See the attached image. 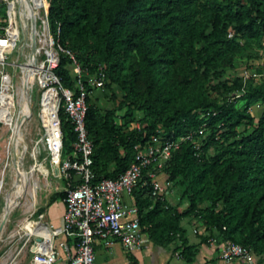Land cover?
Returning a JSON list of instances; mask_svg holds the SVG:
<instances>
[{
	"label": "trees",
	"instance_id": "obj_1",
	"mask_svg": "<svg viewBox=\"0 0 264 264\" xmlns=\"http://www.w3.org/2000/svg\"><path fill=\"white\" fill-rule=\"evenodd\" d=\"M44 1L59 46L85 75L100 71L102 87L122 92V101L104 110L85 98L93 181L121 174L133 147L156 130L175 139L202 128L198 147L181 141L162 168L185 208L152 196L147 185L132 191L140 231L158 246L177 240L188 261L193 249L180 221L191 217L206 237L238 243L264 264V77H223L245 48H264V0ZM70 62L59 53L53 68L63 87L74 83ZM254 104L256 118L248 112ZM58 117L64 158L75 134L61 111Z\"/></svg>",
	"mask_w": 264,
	"mask_h": 264
},
{
	"label": "built area",
	"instance_id": "obj_2",
	"mask_svg": "<svg viewBox=\"0 0 264 264\" xmlns=\"http://www.w3.org/2000/svg\"><path fill=\"white\" fill-rule=\"evenodd\" d=\"M0 2L6 16L4 25L0 28V123L2 124L1 111L6 106L7 112L14 116V104L17 105L12 75L5 66L8 64L6 55L11 53L19 40L17 21H20L22 11L18 0H0ZM35 2L36 8L32 7L33 29L36 31L34 46L38 50L35 54L34 77L42 76L40 83L34 84L41 88L37 111L43 132L40 143L46 154L43 160L47 162L52 175L62 182L60 192L63 193L61 201L64 209L59 226L45 224L41 222L39 216L28 220L34 224L32 229L27 228V244H24L30 253L28 264H54L59 250L63 251L67 264H94V245L97 242L103 246L118 242L126 250L139 244L141 231L137 209L131 197L132 191L138 185H147L152 196L165 197L169 193L170 182L164 177L162 168L169 159L171 151L184 140H188L197 148L195 133L202 135L203 129L200 128L196 132H189L175 139H162L158 135L160 130H156L157 134L150 135L141 146L133 147L135 150L133 160L121 174L113 179L102 178L94 182L89 158L92 143L87 138L84 127L85 98L90 93V88H102L103 73L99 71L95 76H87L82 72L72 54L57 43L58 29L54 35L50 32L45 1L35 0ZM36 20H38V28L35 25ZM27 26L30 36V24L28 23ZM13 28L16 29V34L13 33ZM39 51H42L44 58L37 62ZM47 52L53 54L52 60L47 59ZM59 53L67 55L71 60L69 68L74 79L72 87H63L53 73ZM240 77L242 80L249 77L262 78L264 67L258 73L243 70ZM85 82L89 88L84 86ZM44 93H52L51 110L44 116L46 123L42 120L41 97ZM8 94L12 99L10 104H8ZM59 111L70 121L75 134L71 152L64 158H60ZM51 135L56 140L52 143L49 141ZM148 166L151 168L147 169ZM143 175L146 176L147 182L143 180ZM208 242L217 248V256L223 262L240 261L242 264H256L254 254L238 243L229 240L217 241L214 237L208 238Z\"/></svg>",
	"mask_w": 264,
	"mask_h": 264
},
{
	"label": "rangeland",
	"instance_id": "obj_3",
	"mask_svg": "<svg viewBox=\"0 0 264 264\" xmlns=\"http://www.w3.org/2000/svg\"><path fill=\"white\" fill-rule=\"evenodd\" d=\"M29 5L30 3L28 6ZM24 13L25 12L22 11V14ZM3 18L4 21L2 23L4 25L6 18L4 10ZM17 22L19 26V40L16 42L15 48L11 53L6 55V62L8 64L5 68L12 75L13 91L17 96L16 101L18 105L21 77L25 71V65L31 64L32 61L33 67L35 68V59L28 57L31 50V43L28 33L29 26H27L25 30L21 28V26L23 27L26 24L24 15L20 16V21L18 20ZM35 25L38 28V20H36ZM43 58L44 54L42 51H39L37 62ZM263 67L264 48H256L255 46L247 47L242 53L235 57L233 67L230 69L226 68L223 71V77L241 76L243 70L251 72ZM30 92L31 103L29 112L20 124L22 142L21 145L18 146V155L20 157L22 168L25 171L27 170L26 172H28L30 168H32V170L30 173L28 172L27 186L18 198L17 205L9 212L3 231L0 235V264H6V261L1 256L4 254V251L8 246L12 245L15 249H19L21 246L27 244V228H29L32 223L28 220L39 215L44 202L54 198L56 193L60 192L62 186V182L52 175L47 162L43 160L46 154L43 150V146L38 142L43 135L42 126L37 117L41 88L37 85H33ZM88 97L98 108L104 110L110 109L117 103H120L122 101V92L114 84H108V87L93 88L88 94ZM17 105L14 104V116H11L9 113L5 114L3 117V124L0 123V187L2 186L0 189V215L5 201L4 198L7 193L12 191V183L16 177H18L17 172L14 171L16 163L12 164L9 155L12 127L18 118L20 111V107H17ZM259 111L260 106L257 104H254L248 109V112L254 118L258 116ZM120 112L121 111L118 110V112L115 113L116 120L118 119L119 121ZM133 116L137 119L140 116V113L134 112ZM135 124L136 123L133 125ZM37 142L39 144H37ZM34 148L37 149L38 153L36 154L35 159L32 157ZM211 152L212 150L209 149L208 153ZM62 156L60 150V158H62ZM164 177L166 178V176ZM33 189L35 190L34 198L31 196ZM180 190L179 187L172 186L169 188L168 193V202L173 205L176 204L178 210L185 208L186 204L185 199L180 198ZM30 213H32L31 216Z\"/></svg>",
	"mask_w": 264,
	"mask_h": 264
},
{
	"label": "crops",
	"instance_id": "obj_4",
	"mask_svg": "<svg viewBox=\"0 0 264 264\" xmlns=\"http://www.w3.org/2000/svg\"><path fill=\"white\" fill-rule=\"evenodd\" d=\"M3 6L0 2V28L3 26ZM9 143V142H8ZM8 146V145H7ZM169 194L165 195L168 200ZM169 201V200H168ZM61 198H51L44 202L39 213L41 222L59 226L63 214ZM180 226L186 245L192 246V253L188 261H185L180 253L177 240H173L165 246L151 243L147 234L141 231L140 242L130 250L123 249L118 242L109 246H103L100 242L94 245V264H242L240 261L223 262L217 254V248L208 242L207 230L203 225L191 217L181 219ZM69 246V242H67ZM6 264H28L30 253L26 246L20 249L8 246L1 256ZM54 264H67L62 250Z\"/></svg>",
	"mask_w": 264,
	"mask_h": 264
},
{
	"label": "bare ground",
	"instance_id": "obj_5",
	"mask_svg": "<svg viewBox=\"0 0 264 264\" xmlns=\"http://www.w3.org/2000/svg\"><path fill=\"white\" fill-rule=\"evenodd\" d=\"M18 2H19L20 10L25 12L24 14H22V12H21L22 15L20 14V16L24 15V17H25L26 24L22 27V29L25 30V28L27 27V24L28 23L30 24V22L33 23V21H34V17H33L34 13L32 11V7L36 8V6H35L36 2H35V0H18ZM29 3H30V5L28 6ZM12 31L14 34H16L15 28H13ZM35 36H36V31L33 29V27H31L29 39L31 37H35ZM37 50H38V48L36 46H34V48L30 51L28 57L35 59V54L37 53ZM47 57H48L47 58L48 60H52L53 54L50 52H47ZM35 70H36V68L33 67V64L31 61V64L25 65V71L21 77V89L19 91V97H18V106L20 107V111H19L18 118L16 119V121L12 127L13 146L17 152H18V146H20L21 142H22V131L20 129V124H21V121L24 120L23 118L28 114L30 103H31V92H30L31 88L34 84L40 83L41 78H42L41 75H39L38 77H34V71ZM51 96H52V93H44L43 96L41 97V100L43 101V106H42V113H43L42 120H43V122L45 121V119H44L45 114H47L51 110V105H52L51 100H50ZM11 101H12V99L10 98V95L8 94V104H10ZM1 112H2L1 121L3 124V117L5 114L8 113L7 107L5 106V109L2 110ZM44 123H46V122H44ZM42 138H43V135L38 140L39 143L42 142ZM49 141H50V143H52L56 140L51 135L49 137ZM38 142H37V144H39ZM36 154H37V149L34 148L33 154H32V157L34 159H35ZM31 170H32V168H30V170L28 172L30 173ZM14 171L17 172L18 177H16V179L12 183V191L7 193L5 196L4 205H3V208L1 209L2 211H1L0 219L7 212H10L14 208V206L17 205L18 198L20 197L21 193L23 192V190L27 186V179H28V172H26L27 170L25 171L23 168H20L16 164ZM1 187H0V189H1ZM34 195H35V190L33 189L31 192L32 198H34ZM33 226H34V224L31 223V225L29 226V229H32ZM45 234H46V232H44V235Z\"/></svg>",
	"mask_w": 264,
	"mask_h": 264
},
{
	"label": "water",
	"instance_id": "obj_6",
	"mask_svg": "<svg viewBox=\"0 0 264 264\" xmlns=\"http://www.w3.org/2000/svg\"><path fill=\"white\" fill-rule=\"evenodd\" d=\"M31 27H33V23L30 22V30H31ZM30 47H31V50L34 48V37H31L30 38ZM30 50V51H31ZM9 155L11 157V162L12 164H14L16 162V164L22 168V165H21V161H20V157L18 155V152L15 150L14 146H13V140L11 139L10 140V152H9ZM5 200V198H4ZM8 214L9 212H7L4 216L1 217L0 219V235L2 233V230L4 228V225H5V222L7 220V217H8Z\"/></svg>",
	"mask_w": 264,
	"mask_h": 264
}]
</instances>
